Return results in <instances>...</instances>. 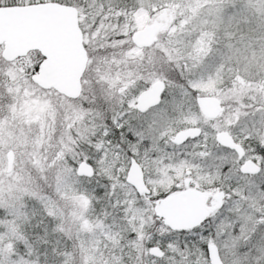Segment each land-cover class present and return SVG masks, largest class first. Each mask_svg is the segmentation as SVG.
<instances>
[{
	"label": "snow or ice",
	"instance_id": "6c2138e0",
	"mask_svg": "<svg viewBox=\"0 0 264 264\" xmlns=\"http://www.w3.org/2000/svg\"><path fill=\"white\" fill-rule=\"evenodd\" d=\"M0 264H264V0H0Z\"/></svg>",
	"mask_w": 264,
	"mask_h": 264
}]
</instances>
